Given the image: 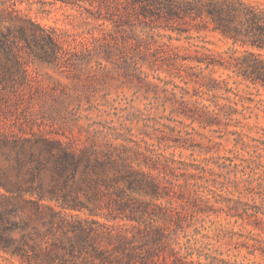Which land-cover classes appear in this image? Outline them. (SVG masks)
Returning a JSON list of instances; mask_svg holds the SVG:
<instances>
[{
  "label": "rangeland",
  "instance_id": "rangeland-1",
  "mask_svg": "<svg viewBox=\"0 0 264 264\" xmlns=\"http://www.w3.org/2000/svg\"><path fill=\"white\" fill-rule=\"evenodd\" d=\"M1 1L19 12L0 30L9 25L17 35L21 27L27 42L18 39L14 47L24 68L13 67L17 81L0 76V264H161L168 245L153 240L155 227H163L173 243L170 219L178 216L184 226L177 228L178 240L189 238L195 250H224L238 261L264 264L263 232L227 216L214 199L194 210L186 195L175 196L183 182L179 170L170 173L172 183L156 173L174 166L173 159L212 167V173L189 178L199 183V193L224 190L235 173L264 176V87L229 78L228 94L238 110L219 130L180 112L184 88L191 93L197 85L194 55L204 52L193 44L224 55L231 41L208 29L197 32L191 23L167 28L139 22L127 16L123 0ZM47 34L60 46L51 61L39 57L50 47ZM214 70L196 78L232 73ZM225 123L237 132H224ZM226 156L238 165H229ZM122 157L133 169L153 173L161 197L130 190L111 179L115 169L94 165ZM250 234L263 243L246 240Z\"/></svg>",
  "mask_w": 264,
  "mask_h": 264
},
{
  "label": "trees",
  "instance_id": "trees-1",
  "mask_svg": "<svg viewBox=\"0 0 264 264\" xmlns=\"http://www.w3.org/2000/svg\"><path fill=\"white\" fill-rule=\"evenodd\" d=\"M61 1L72 4L75 0ZM122 3L127 16H134L139 22L151 20L167 28L172 27L173 23H191L197 32L208 29L219 32L225 39L231 41L232 45L224 51V55L211 52L210 48L204 44H193L196 48L204 50L201 55H197L198 53L194 55L199 68L196 77L205 69H209L210 72L215 71L214 66L230 69L232 73H228L227 77L222 79H217L211 75L204 80L195 77L192 80L197 84L193 88L194 92L190 93L184 88L178 103L183 106L180 112L191 122H198L203 128L209 126L212 128L210 130L215 131L219 130L222 120L233 117L238 109L236 107L237 100L228 94L231 91L229 78L232 76L241 77L243 80L264 87V5L259 2L253 0H123ZM18 12L19 10L14 4L8 5L1 1L0 25L4 23L6 18L16 19ZM4 28L5 31L0 30V76L4 80L17 81L13 67L21 70V72H24V68L14 47L18 39H24L27 42V36L21 27L17 29V35L12 32L11 26L6 25ZM188 29L185 28V30ZM43 38L50 47L43 49L39 57L46 60L50 59V61L57 58L59 56V42L51 34H47ZM138 43L139 40H136V44ZM233 45H239L242 49L239 50ZM195 51L200 52V50ZM128 57L122 53V58L125 61ZM194 74L195 72L191 73V75ZM21 76L24 77V74ZM172 93L174 96L177 95L176 92ZM187 93L191 97L193 95L196 97L188 99L185 97ZM204 100H208V102ZM189 103L192 105L188 106ZM223 125L225 132L226 123ZM228 131L231 132L232 130H226V133ZM236 132L232 131V133ZM216 143L221 142L217 141ZM64 155L68 159H73L70 153L65 152ZM225 159L229 160V165H238V163L232 162L233 160L229 156H226ZM242 161L247 164L254 163L251 156H243ZM172 163L174 166L167 164L162 169H157L156 173L158 175L163 174L162 178L172 183L170 173L176 176L175 172L179 170L180 174L183 175V182L176 184L179 188L175 195L176 198L183 199L186 195L185 197L192 201L194 210L198 208L200 202L207 203L214 199V202L219 204L217 209L223 210L227 216L236 219L241 218L264 233V176L254 179L252 175L247 174L244 177V174L237 176L235 173L234 178H231L229 184L225 185L224 190L209 187L206 189V193H203L204 191L199 193L197 189L199 183L190 182L189 178L193 177L195 173L197 175L205 171L212 173L213 168L184 160L173 159ZM175 163L177 164L175 165ZM94 165L102 169L107 166L115 169L111 179L122 181L130 190H137L150 198L161 197L160 185L155 180L153 173L150 170L133 169L126 158L122 157L120 160L109 158L108 165L105 163H95ZM189 167L197 171L192 172L188 169ZM117 190L120 193L126 192L121 187H118ZM246 196L253 199L259 198L261 203L244 199L243 197ZM136 202L142 205L146 203V201L139 199ZM181 220L180 216L170 219L174 225L171 229L173 230L172 234H175L173 243L178 245L177 249L171 243L169 233L163 227H155L153 240L159 244L168 245V250H165L161 264H252L238 261L224 250H195L193 246H190L189 238L183 242L179 241L177 228L184 227ZM214 229L216 231L221 230L218 227ZM247 239L263 243V238L254 234L248 235ZM17 252L18 250L12 251V253Z\"/></svg>",
  "mask_w": 264,
  "mask_h": 264
}]
</instances>
